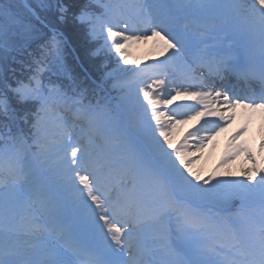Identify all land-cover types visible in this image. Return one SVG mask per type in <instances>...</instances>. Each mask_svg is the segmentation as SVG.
<instances>
[{
    "label": "snow or ice",
    "instance_id": "6c2138e0",
    "mask_svg": "<svg viewBox=\"0 0 264 264\" xmlns=\"http://www.w3.org/2000/svg\"><path fill=\"white\" fill-rule=\"evenodd\" d=\"M257 117L264 0H0V264H264V137L237 142Z\"/></svg>",
    "mask_w": 264,
    "mask_h": 264
},
{
    "label": "bare ground",
    "instance_id": "6f19581e",
    "mask_svg": "<svg viewBox=\"0 0 264 264\" xmlns=\"http://www.w3.org/2000/svg\"><path fill=\"white\" fill-rule=\"evenodd\" d=\"M144 43V42H143ZM144 45H145V43H144ZM147 46H145V49H147L146 48ZM145 52V51H144ZM208 119H216L215 117H208ZM202 122V121H201ZM240 124L241 126L243 125L242 123H244V121H243V118L242 117H240V116H238L231 124H230V126L227 128V130L225 131V132H222L221 134H220V136L222 137V143L224 144V149H223V151L222 152H220L219 151V149H216L215 148V150H212V151H210L207 155L205 154H203V156H202V158H203V163H201V167H203L204 166V164H205V161L206 160H209V157L212 159V161H213V165H215V163H216V161L218 160V159H220V162L222 161V159L224 158V156H225V153L227 152V150H228V145L232 142L231 141V137H232V135L235 133V132H237V131H239L240 129H241V127H239V128H237L236 129V126H237V124ZM262 123H264V122H262L258 117L257 118H255V120H254V123H252L251 124V127H250V129L245 133V134H243V135H246V140L250 143V144H252L253 146H256V143H260V140H261V138L262 137H264V131H262ZM196 127H199V124H197L196 122L194 123V125L191 127V129L190 130H194ZM185 129V128H184ZM189 131V130H188ZM188 131H183V129H181V131H180V133L178 134V136L176 137V139H174V144L175 143H178V142H180V140H178L179 139V137H181V136H185L186 135V133L188 132ZM183 132V133H182ZM241 138L242 137H239L238 138V142H240L241 141ZM182 141V140H181ZM196 143V141H194V140H189V145L191 146V145H194ZM190 150L194 153V156L192 157V159H193V165H192V167H193V170L194 171H199L200 172V174L202 175V169H200V167H198L197 166V160H200L199 158H197L198 156V154H199V152H196V150H195V148L194 147H191L190 148ZM240 159L238 160V159H236V161H235V163L234 164H232V162H230L228 165H225L224 167H225V169H229L228 167H229V165L231 166V170L232 171H230V172H232L234 175H238L239 174V172L241 171V169L242 168H244V164H246L247 162L244 160V158L242 157V155L241 156H238ZM208 162V161H207ZM220 162H219V164L216 166V168H215V170H217L218 169V166L220 165ZM232 164V165H231ZM207 165V164H206ZM223 170V169H222Z\"/></svg>",
    "mask_w": 264,
    "mask_h": 264
},
{
    "label": "rangeland",
    "instance_id": "374dc122",
    "mask_svg": "<svg viewBox=\"0 0 264 264\" xmlns=\"http://www.w3.org/2000/svg\"><path fill=\"white\" fill-rule=\"evenodd\" d=\"M22 2V0H20ZM145 43V45H144ZM140 42L138 44H134L132 45L131 47H129L127 49V53H128V58L130 61H138L139 62V66L143 67L144 64H150V63H153L154 61H156L157 59H160L161 57H158L156 52H155V49H154V44H153V41L149 40L147 42ZM145 46H147L145 49ZM145 51V52H144ZM100 60L102 59H97L95 60V66L97 67L98 64H100ZM104 60V59H103ZM144 61V64L142 63ZM135 65H126L124 67H133ZM175 102V101H174ZM171 106H169L170 108ZM195 123V121H189L187 124H184L182 126H180L176 132V135H175V139L176 137L178 136V134L180 133L181 129H183V131H188L191 129V126H193ZM239 127H243L241 126L239 123L237 124L236 126V129L239 128ZM185 128V129H184ZM183 133V132H182ZM183 136L179 137L178 140H183ZM221 141H222V137L219 135L215 138V141L213 143H210L204 150L202 153H199L197 156V158H199L200 160H197V166L200 167V169H202V176L207 178L209 175H211L213 172L217 171L215 170L216 166L219 164V163H215V165H213V161L212 159L209 157V160H206L205 161V164L203 167H201V163H203V154L207 155L210 151L212 150H215L218 149V148H221V150H223V147L221 146ZM239 140H237L238 142ZM221 146V147H220ZM236 159H240L239 157H237ZM235 160L231 161L232 164L235 163ZM208 161V162H207ZM207 164V165H206ZM231 164V165H232ZM248 166V163L244 164V167H247ZM228 171H232L231 170V166L229 165L228 167Z\"/></svg>",
    "mask_w": 264,
    "mask_h": 264
},
{
    "label": "trees",
    "instance_id": "16d2710c",
    "mask_svg": "<svg viewBox=\"0 0 264 264\" xmlns=\"http://www.w3.org/2000/svg\"><path fill=\"white\" fill-rule=\"evenodd\" d=\"M21 2V1H20ZM81 55V57L85 60H87L86 55L83 52V49H81V52L79 53ZM102 60H100V64H98V66H95V61H88L89 65L93 68V71H95L97 74H99L100 72H102L103 69V63L107 62L110 64V66H114L116 60L118 59V57H116L115 55L109 56L106 60H103L104 58H101Z\"/></svg>",
    "mask_w": 264,
    "mask_h": 264
}]
</instances>
